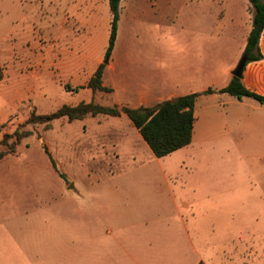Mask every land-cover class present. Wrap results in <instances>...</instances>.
<instances>
[{
  "label": "rangeland",
  "instance_id": "374dc122",
  "mask_svg": "<svg viewBox=\"0 0 264 264\" xmlns=\"http://www.w3.org/2000/svg\"><path fill=\"white\" fill-rule=\"evenodd\" d=\"M139 1L123 0L108 82L129 81L131 71L145 76L153 58L160 63L162 33L199 10L202 30L218 31L224 55L236 45L232 19L244 11L243 35L252 24L249 0H149L144 16L134 14ZM111 19L109 0H0V93L10 100L0 141L29 132L0 163V257L23 254L25 244L38 254L48 244L41 226H121V237L152 264H264V106L257 101L222 100L198 120L202 140L161 158L128 119L28 123L65 104L117 106L114 91L78 88L107 58ZM6 110L0 98V117ZM79 233L75 249L84 248Z\"/></svg>",
  "mask_w": 264,
  "mask_h": 264
},
{
  "label": "crops",
  "instance_id": "0c3cea01",
  "mask_svg": "<svg viewBox=\"0 0 264 264\" xmlns=\"http://www.w3.org/2000/svg\"><path fill=\"white\" fill-rule=\"evenodd\" d=\"M148 2L149 0L136 2L138 8L134 9V14L140 16L147 14L149 9ZM122 3L123 0H121L120 9ZM225 11L226 8L224 9ZM221 14L224 16V13ZM244 15L242 10L240 16L237 15L231 21L229 35L236 45L234 47L231 46L225 55L220 53L222 50H219L218 47V31L202 30L201 10H199V15L196 16L195 14L193 19L186 21L185 18H181L178 22L177 30H167L162 33L160 63L157 64L158 59L153 58L152 64L146 69L145 76L139 77L137 71H131L129 81H123L122 84L113 83V81L108 82L107 73L109 69L114 67L113 63V65L105 67L103 85L114 91L117 96L116 105L119 108L124 106L134 108L153 106L178 96L202 93L208 88L215 89V93L201 94L197 98L195 104L196 121L192 142L173 153L188 149V147L203 139L204 133L198 120L201 117L203 119L209 118L213 108L221 106L219 102L226 99L225 104L229 103L238 106L248 103L245 101H252L250 103H253L254 99L252 100V98H244L242 100L236 98L237 100L233 101L227 98L226 95L229 94L218 92L231 81L232 72L245 51L252 24L248 25L243 35L240 25L243 22ZM118 41L119 37L117 36L114 52L118 46ZM259 45L261 53L264 55V30L261 34ZM114 52L113 54L115 55ZM100 64L99 60L98 63L90 67L89 73L84 76L85 81L83 84L85 85H79V88L86 87V89H90L87 84ZM1 65L4 68V77L0 82L4 81L5 78V67L2 63ZM80 69H84L83 66ZM243 81L250 91L264 95V59L246 64L243 72ZM129 89H131V93ZM121 91L122 94L118 95ZM0 98L4 99L7 104L6 112L0 117L1 124L8 116L10 100L9 98L5 99L2 93H0ZM252 105L256 107L255 104ZM241 115L243 118L256 119L255 115L248 113L242 112ZM115 118H120L123 121L128 119L130 123L127 122L125 124L133 125L124 113ZM136 131L138 130L136 129ZM119 132L121 133V131ZM5 158L6 156L0 160V163ZM164 178L168 181L167 175ZM41 227L46 232L42 241V243H48L45 248L40 249L38 254L33 255L30 254V249L28 250L29 247L25 244L21 247L23 254L17 255L15 258L13 256H1L0 264L14 261L16 264H152L154 262V258L146 254V252L143 254L139 253V249L133 246V239L131 240L130 236L121 237L119 230L116 229L121 228V226ZM80 228H82V233H79ZM76 230L79 233L76 236L83 240L84 248L77 246L75 249Z\"/></svg>",
  "mask_w": 264,
  "mask_h": 264
},
{
  "label": "trees",
  "instance_id": "16d2710c",
  "mask_svg": "<svg viewBox=\"0 0 264 264\" xmlns=\"http://www.w3.org/2000/svg\"><path fill=\"white\" fill-rule=\"evenodd\" d=\"M253 10L252 28L247 38L244 53L248 56V62L264 59L260 50V38L264 30V0H249ZM121 0H109L112 15L110 35L106 56H110L117 40L120 20ZM106 64L101 63L87 87L93 91H111V88L103 85V74ZM4 77V68L0 63V80ZM79 88V87H78ZM216 90L208 88L202 93H191L178 96L173 99L159 102L153 106H141L138 108L124 106H107L99 103L82 102L76 106L63 105L49 114H32L28 123H50L56 119L67 117L70 121L84 119L87 116L108 115L118 117L124 113L139 131L141 137L147 143L156 157H165L192 142L193 129L196 121L195 104L201 94L215 93ZM219 93H227L239 100L252 98L264 106V95L250 91L244 84L243 77L233 76L227 86L218 90ZM29 132L17 129L14 134H5L0 145L9 149L0 151V160L15 151V145ZM15 138L10 145L8 140ZM198 264H204L202 261Z\"/></svg>",
  "mask_w": 264,
  "mask_h": 264
},
{
  "label": "water",
  "instance_id": "95a60500",
  "mask_svg": "<svg viewBox=\"0 0 264 264\" xmlns=\"http://www.w3.org/2000/svg\"><path fill=\"white\" fill-rule=\"evenodd\" d=\"M105 63L109 62V56H107V58L104 60ZM248 62V56L243 53L241 58L239 59L237 65L235 66L234 70H233V76L236 77H243V72L245 69V66ZM71 187H73V185H71Z\"/></svg>",
  "mask_w": 264,
  "mask_h": 264
}]
</instances>
